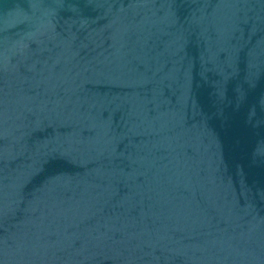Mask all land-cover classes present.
<instances>
[{"label":"water","instance_id":"95a60500","mask_svg":"<svg viewBox=\"0 0 264 264\" xmlns=\"http://www.w3.org/2000/svg\"><path fill=\"white\" fill-rule=\"evenodd\" d=\"M0 264H264V0H0Z\"/></svg>","mask_w":264,"mask_h":264}]
</instances>
